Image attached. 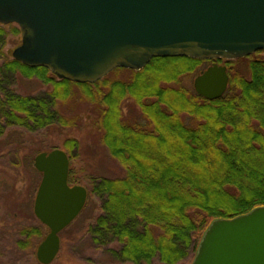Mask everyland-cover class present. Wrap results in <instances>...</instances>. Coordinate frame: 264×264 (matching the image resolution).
<instances>
[{
    "label": "trees",
    "instance_id": "obj_1",
    "mask_svg": "<svg viewBox=\"0 0 264 264\" xmlns=\"http://www.w3.org/2000/svg\"><path fill=\"white\" fill-rule=\"evenodd\" d=\"M4 27L0 57L8 31L19 34L16 25ZM259 52L224 62L154 57L140 70L115 68L93 83L58 79L41 65L4 58L0 135L11 126L83 129L57 106L75 96L90 102L95 110L90 126L125 169L123 176L91 178L88 192L100 200V212L86 229L90 242L117 263L151 264L156 258L177 264L195 253L211 221L264 206V57ZM242 60L245 72L236 66ZM211 62L226 65L229 83L221 97L208 100L182 79ZM17 75L51 88L17 93ZM128 100L138 108L136 116L124 113ZM63 142L75 156L78 140ZM19 235L11 243L0 241V250L32 248L45 232L41 224L24 225Z\"/></svg>",
    "mask_w": 264,
    "mask_h": 264
},
{
    "label": "water",
    "instance_id": "obj_2",
    "mask_svg": "<svg viewBox=\"0 0 264 264\" xmlns=\"http://www.w3.org/2000/svg\"><path fill=\"white\" fill-rule=\"evenodd\" d=\"M0 23L19 27L13 59L76 83L115 68L137 71L154 57L232 60L264 51V0H0ZM228 83L226 65L212 62L193 89L212 100ZM33 165L41 173L33 213L48 228L35 256L49 264L87 189L69 185V157L60 148L38 153ZM191 264H264V206L211 221Z\"/></svg>",
    "mask_w": 264,
    "mask_h": 264
},
{
    "label": "rangeland",
    "instance_id": "obj_3",
    "mask_svg": "<svg viewBox=\"0 0 264 264\" xmlns=\"http://www.w3.org/2000/svg\"><path fill=\"white\" fill-rule=\"evenodd\" d=\"M15 24H0L10 30ZM20 43V34L8 31L5 37L4 58H11V51ZM255 53V52H254ZM259 54L264 57V51ZM224 62V59H222ZM222 64V63H221ZM208 63L201 65L194 74L183 77L182 83L193 89V78L203 70ZM246 61L236 63L239 71L245 72ZM51 87L35 78L17 75L15 89L23 95H36ZM78 91V88H74ZM58 110L68 117H76L85 125L66 129L52 125L38 130H28L24 127L11 126L0 135V241L11 243L12 239H20L19 230L24 225L41 224L33 213V201L41 174L33 165L34 156L41 151H49L58 147L70 152L64 146L67 137L76 138L79 148L75 156L71 154L69 162L68 183L82 185L89 191L93 177H119L125 174L124 167L115 160L108 149L100 141V132L90 126V120L95 115L93 105L78 96L70 101L59 104ZM138 108L128 100L124 104V113L133 117L138 114ZM75 152V151H74ZM100 200L97 196L87 194L86 203L79 215L60 233V249L56 258L50 264H130L117 263L104 248H95L88 238L86 229L100 212ZM44 228L45 234L48 229ZM41 240L32 248L15 251L9 245L0 250V260L13 264H41L36 260L35 250ZM12 249V250H11ZM194 254L177 264H191ZM151 264H164L154 259Z\"/></svg>",
    "mask_w": 264,
    "mask_h": 264
}]
</instances>
